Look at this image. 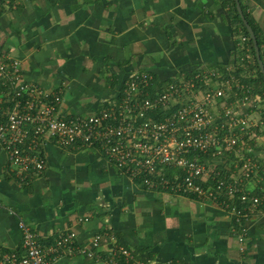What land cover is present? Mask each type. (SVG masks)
I'll return each instance as SVG.
<instances>
[{
    "label": "crops",
    "instance_id": "0c3cea01",
    "mask_svg": "<svg viewBox=\"0 0 264 264\" xmlns=\"http://www.w3.org/2000/svg\"><path fill=\"white\" fill-rule=\"evenodd\" d=\"M241 3L264 50V0ZM233 15L231 0H0V54L21 58L26 79L61 89L65 115L92 113L118 99L135 70L152 72L157 82L213 68L224 76L234 72L253 86L256 99L264 98L255 60L242 59L247 47ZM214 79L207 85L220 84ZM236 97L227 92L215 109ZM261 109L249 107L258 121L249 143L260 163L245 178L252 190L264 181ZM43 150L44 171L21 182L0 149V253L24 251L22 217L42 243L70 229L83 243L101 234L99 256L63 255L51 264H264V202L240 223L211 198L147 187L97 145L68 147L48 139ZM203 157L210 169L212 155ZM215 163L227 173L239 161L228 153ZM122 247L131 251L130 262Z\"/></svg>",
    "mask_w": 264,
    "mask_h": 264
},
{
    "label": "built area",
    "instance_id": "2783aa9c",
    "mask_svg": "<svg viewBox=\"0 0 264 264\" xmlns=\"http://www.w3.org/2000/svg\"><path fill=\"white\" fill-rule=\"evenodd\" d=\"M241 38L247 47L242 59L250 63L254 55L248 37L241 34ZM214 78L220 84L208 86ZM154 79L150 71L135 70L124 81L118 99L92 113L65 115L60 110L61 89L26 79L22 59L2 52L0 149L7 153L21 182H28V174L45 169L43 146L48 139L68 147L97 145L109 162L149 188L208 197L230 208L240 223L250 219L264 202V181L256 190L245 182L260 170L249 143L250 131L258 121L249 107L260 105L264 111V98L256 99L253 86L234 72L224 76L214 68L168 81L156 89ZM227 92L234 93L236 99L224 102L217 111V102L223 101ZM228 153H234L239 163L225 173L215 162L226 159ZM204 154L212 155L210 169ZM172 169L175 171L167 174ZM18 224L24 251H2L0 264H51L63 255H100V233L83 243L77 241V231L70 229L60 232L54 241L42 243L22 217ZM239 238L241 242L246 239L244 233ZM122 252L130 262L131 251L122 247ZM112 255L116 263L119 257L115 252Z\"/></svg>",
    "mask_w": 264,
    "mask_h": 264
},
{
    "label": "trees",
    "instance_id": "16d2710c",
    "mask_svg": "<svg viewBox=\"0 0 264 264\" xmlns=\"http://www.w3.org/2000/svg\"><path fill=\"white\" fill-rule=\"evenodd\" d=\"M232 1V6H233V11H234V15H233V18H234V23H235V31H239L242 29L243 33L242 34H245L247 35V42L248 44L250 45L251 49H252V53L254 55V60H255V64L258 68V71H259V78H260V82L262 83V87H257L258 91H260L261 93L264 94V76L262 74V71L260 69V65L258 63V60H257V57H256V52H255V48H254V43H253V40L250 36V33L248 31V28L246 27V25L244 24L242 18H241V15L237 9V6H236V0H231ZM242 4V3H241ZM242 7H243V10H244V13L246 15V17L248 18L249 22L251 23V25L253 26V28L255 29V32H256V35H257V38H258V43L260 45V50H261V56L263 58V61H264V50L262 49V43H263V40H262V37L260 35V32H259V28L258 26L256 25V23L254 22V20L251 18V16L246 13V10H245V7L244 5L242 4ZM226 72V71H225ZM171 80H175V78H172L168 81H171ZM161 83H167V82H160L158 81L157 82V79L155 78L154 79V89L156 88H160L162 87L163 85ZM153 89V90H154ZM109 104V103H108ZM107 104V105H108ZM106 105V106H107ZM161 116V115H160ZM248 137V136H247ZM251 143H252V140L250 139L249 140ZM253 144V143H252ZM43 154H44V151H43ZM45 161H46V157H45ZM167 174H170V171L167 172ZM38 175L37 173H31V174H28L27 176V179H30L31 177H34ZM139 179V178H138Z\"/></svg>",
    "mask_w": 264,
    "mask_h": 264
},
{
    "label": "water",
    "instance_id": "95a60500",
    "mask_svg": "<svg viewBox=\"0 0 264 264\" xmlns=\"http://www.w3.org/2000/svg\"><path fill=\"white\" fill-rule=\"evenodd\" d=\"M236 6H237V9L241 15V18H242L244 24L246 25V27L248 28L250 36L253 40L254 48H255V52H256V57H257L259 65H260V69L262 71V74L264 76V61H263V58L261 56L260 45L258 43V38H257L256 32H255V29L253 28V26L251 25V23L249 22L248 18L246 17V15L244 13V10H243L242 4H241V0H236Z\"/></svg>",
    "mask_w": 264,
    "mask_h": 264
}]
</instances>
